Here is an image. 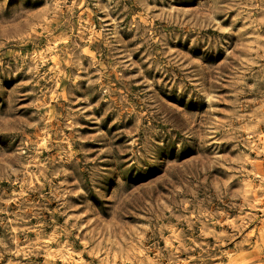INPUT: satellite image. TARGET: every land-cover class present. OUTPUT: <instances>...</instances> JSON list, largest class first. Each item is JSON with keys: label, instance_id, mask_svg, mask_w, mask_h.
Masks as SVG:
<instances>
[{"label": "rangeland", "instance_id": "obj_1", "mask_svg": "<svg viewBox=\"0 0 264 264\" xmlns=\"http://www.w3.org/2000/svg\"><path fill=\"white\" fill-rule=\"evenodd\" d=\"M0 264H264V0H0Z\"/></svg>", "mask_w": 264, "mask_h": 264}]
</instances>
